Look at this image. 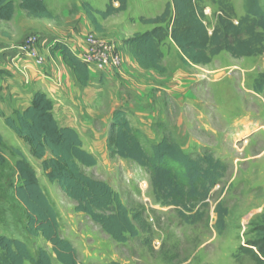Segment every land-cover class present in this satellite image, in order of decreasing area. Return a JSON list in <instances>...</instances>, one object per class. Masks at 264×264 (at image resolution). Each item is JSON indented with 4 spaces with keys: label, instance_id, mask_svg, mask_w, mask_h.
<instances>
[{
    "label": "rangeland",
    "instance_id": "rangeland-1",
    "mask_svg": "<svg viewBox=\"0 0 264 264\" xmlns=\"http://www.w3.org/2000/svg\"><path fill=\"white\" fill-rule=\"evenodd\" d=\"M47 1L48 7L57 13L47 24L54 29L52 32L66 33L71 27H67L64 16L67 13L62 11L66 8L65 3ZM97 1H93L96 8L99 6ZM159 2L127 0L126 16L110 18L102 22L103 33L91 31L88 35L114 43L120 51L123 39L132 37L139 30L143 32L142 24L132 17L152 16ZM228 2L237 18L244 14L243 0ZM259 3L264 11V0H259ZM203 7L205 24L210 31L215 23L213 14L217 5L214 0H204ZM16 13L19 14L18 9ZM73 13L75 10L71 7L69 16ZM41 23L23 16L17 23H0V41L6 39L12 45L17 37L25 34L21 28L27 25H33L29 34L58 40V35L48 33L40 26ZM74 24L78 26L79 21ZM4 41L0 44L5 45ZM3 49L0 51L3 53L0 58L2 65L8 62L6 56L10 46ZM162 51L165 71L151 72L147 82L170 92L135 87L143 94V107L149 115L141 122L143 146L148 150L151 143L170 136L177 144L188 145L186 149L185 145L178 144L192 157L209 151L226 165L222 183L214 187L203 209V219L189 224L173 209L156 203L149 175L134 163L119 159L109 151L107 138L112 113L119 108L130 114L131 109L121 104L128 92L124 88L117 90L115 71L119 68H106L95 73L93 84L83 96L84 105L67 113L57 111L55 115L60 118L57 121L59 125L64 121L77 128L83 148L97 161L94 167H81L84 174L107 183L119 194L130 213H142L145 230L139 231L137 238L118 244L99 225L74 211L75 203L62 193L57 184L45 177L42 161L33 156L27 140L17 137L6 127L4 119L14 118L15 105L12 98L5 96L0 84V235L23 241L33 254L39 248L51 254L50 246L42 238L27 234L26 211L14 195L15 187L20 184L15 169L20 158L14 153L18 150L34 171L42 191L58 215L61 238L72 244L81 264L112 261L120 264H253L239 253V248L254 239V225L264 222V91L259 95L252 91L253 79L264 71V55L233 59L222 52L212 60L209 71L184 63L181 55L169 51L166 44ZM108 71L110 74L106 73ZM9 76V72L0 73L3 82L6 80L4 77ZM131 101L129 98L127 103ZM120 104L123 107H118ZM248 117L250 125L244 126ZM235 124H239V128L232 136L221 131L223 128L233 130ZM217 209L224 215L223 225L217 222ZM52 264H58L54 258Z\"/></svg>",
    "mask_w": 264,
    "mask_h": 264
},
{
    "label": "trees",
    "instance_id": "trees-1",
    "mask_svg": "<svg viewBox=\"0 0 264 264\" xmlns=\"http://www.w3.org/2000/svg\"><path fill=\"white\" fill-rule=\"evenodd\" d=\"M203 1L169 0L160 15L151 19L140 17L141 24L153 28L121 41L133 62L142 70L163 73L162 47L168 40L178 49L182 61L193 66H206L222 52L233 59L264 55V11L259 0H243L244 14L238 18L228 0H214L217 11L213 14L215 23L210 31L205 24ZM80 6L93 31L101 33L103 28L96 16L106 20L126 11L127 0H108L103 10H93L87 3ZM19 8L28 17L52 19L44 0H20ZM13 15V0H0V22L10 21ZM55 53L79 86L90 85L88 66L64 41L56 40L50 48V54ZM252 91L257 95L264 91V72L254 79ZM4 123L17 137L27 140L33 156L42 161L45 177L75 203L74 211L99 225L113 242L125 244L145 230L142 213H130L119 194L107 183L81 170V167H94L97 161L83 148L73 128L57 124L51 102L44 94L34 93L24 109L15 111L14 118L6 117ZM142 137L138 129L130 127L125 112L114 110L107 138L109 151L149 175L156 203L173 209L189 224L202 220L212 190L224 179L226 165L209 151L192 157L170 136L151 143L146 150ZM14 153L20 158L15 163L20 184L15 187L14 195L26 211V232L31 237L42 238L50 246L51 254L42 248L33 254L23 241L0 235V264H52V258L58 264H81L72 244L61 238L58 215L34 171L18 150ZM217 217L219 225H223L224 215L218 209ZM253 232L254 239L240 247L239 253L253 264H264V222L255 224Z\"/></svg>",
    "mask_w": 264,
    "mask_h": 264
},
{
    "label": "crops",
    "instance_id": "crops-1",
    "mask_svg": "<svg viewBox=\"0 0 264 264\" xmlns=\"http://www.w3.org/2000/svg\"><path fill=\"white\" fill-rule=\"evenodd\" d=\"M57 1H61L62 3L64 2L66 6V8L62 11L67 13L66 15H64L66 18L65 22L68 23L67 27H71V29L68 30L66 33H61L60 31H56L57 33L52 32V30L54 29L51 27L50 24L49 25L47 24V22L51 21L52 19H44V18L36 19V18L28 17L27 14L19 8L20 0H17L16 2L13 0V5H14L13 18L10 21H5V22L2 21L0 23L10 24L12 21L13 22L16 21L17 23V20L19 18H22V16L35 19L38 22H42L41 23L42 25H40L41 27H44V29L47 30L48 33H51L53 36L58 35V40L64 41L68 45L70 50L78 57V55L81 52L86 50L87 47L86 37L88 36L89 32L92 31L96 34L103 33L104 25L102 24V22L110 18L126 16L128 12V6H127L126 11L117 14L115 16H111L106 20H102L96 16L97 22L103 28V32L97 33L93 31V28L80 5L82 3H87L93 10H102L108 3V0H98V1L96 0L97 1L96 5L99 3L100 6V7L98 6L97 8L93 4L95 3L93 2L94 0H57ZM140 1L144 2L145 0H140ZM168 1L169 0H160V2L156 4V12L152 16L139 15L138 17L134 16L132 18L135 20V22H137L140 17H143L145 19L154 18L162 13L165 4ZM44 4L46 9L52 15V17H55V14H57L55 12V9H51L50 7H48L47 0H44ZM71 7L75 10V13H73L72 16H69V10ZM16 9L19 10V14L16 13ZM78 21H79V25L75 26L74 23H78ZM31 26L33 25H30L29 27L27 25L26 27L21 28V31L24 32L25 34L24 35L22 34V36L17 37V39H15L16 43L14 42L12 45H9L8 40L4 39L5 41L4 40L3 41L8 43L7 44L5 43V45L3 43H1L3 45L0 44V51L4 50L3 47L10 46V52L6 56V61H8L7 64L2 65L3 63H0V73L9 72L10 76L4 77L6 79L4 81L5 83L1 81V77H0V84L3 86V89L5 90V96L13 99V106L15 105L14 106L15 111L23 110L24 107L30 101V98L34 93L40 92L44 94L51 102L54 118L57 122L60 118L55 115V112L61 111L67 113L70 110L72 111L73 109H76L78 106L84 105L82 102L83 96L87 92V90H89L88 88L93 84V79L98 69L93 67L92 70V68L88 66L90 71V85L83 88L73 80L71 71L62 62L61 57L56 53L53 55L50 54V48L43 47L38 49V54L44 58V63L42 65L36 66L32 59H26L24 57H21L18 60H14L15 62L12 61V58L16 52L11 53V49L13 47L18 46L21 43L22 39L24 40L28 35H32L29 34L33 28ZM46 28H48L50 31ZM152 28L153 26L151 25L142 24L141 29H143L142 30L143 32H140L141 30H139L138 33H144ZM127 38L130 37H126L125 39ZM120 45H121V50L120 51L117 50V51L122 57V66L115 71L117 75V90H120V88L122 89L124 88L125 92L126 91L128 92V94H125V96H123L124 100L121 102V104L127 107V109H131L130 110L131 115L126 112L129 125L134 129H138L142 133L143 125L141 124V122L144 117L148 118L149 115L145 113L147 112V110H145L143 107V94L139 89H136L135 87L149 89V90L151 88H155L164 92H168V91L170 92V90L163 87H156V86L153 87L149 85L147 81L149 80V77L152 76L151 74L152 71L142 70L137 64L133 62L132 58L128 54L127 48L123 46L121 43ZM166 47L169 49V51L173 53H177V52L179 53L178 49L170 40L166 41ZM211 64L212 62L206 66H193V65L191 66L204 67L206 70L210 71ZM161 65L163 68H165L164 59ZM106 73H109V71ZM98 81H100V78L98 79ZM129 98L132 99L133 101L127 103V100ZM193 102H195V100H193ZM186 103L187 102H184L183 104ZM121 104L118 105V107H123V105ZM129 118H132V121H130ZM245 121L246 122L244 126L250 125L249 117L248 119H245ZM59 126L70 127L77 132V128L74 125L65 123L64 121ZM237 128H239V124L238 125L235 124L233 130H226L225 128H223L221 131L226 135L232 136L233 132ZM162 138L163 137H161V139ZM161 139H159L158 141H160ZM158 141H155V143ZM178 144L181 146L185 145L186 149H188L187 148L188 145L182 144L181 142H179Z\"/></svg>",
    "mask_w": 264,
    "mask_h": 264
},
{
    "label": "built area",
    "instance_id": "built-area-1",
    "mask_svg": "<svg viewBox=\"0 0 264 264\" xmlns=\"http://www.w3.org/2000/svg\"><path fill=\"white\" fill-rule=\"evenodd\" d=\"M55 42L56 40L44 36L28 35L18 46L11 49V53L16 52L12 61L24 57L32 59L36 66L42 65L44 58L38 54V48H51ZM86 42V50L81 52L77 57L80 61L84 62L87 66L99 70L106 68L118 69L121 67L122 57L118 53L114 43L97 40L91 35L86 37ZM2 54L0 52V58Z\"/></svg>",
    "mask_w": 264,
    "mask_h": 264
}]
</instances>
